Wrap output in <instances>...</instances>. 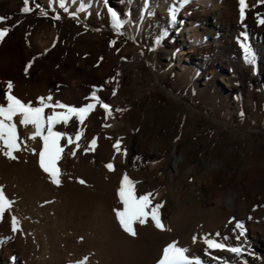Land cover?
Listing matches in <instances>:
<instances>
[{"label":"bare ground","instance_id":"6f19581e","mask_svg":"<svg viewBox=\"0 0 264 264\" xmlns=\"http://www.w3.org/2000/svg\"><path fill=\"white\" fill-rule=\"evenodd\" d=\"M8 1L0 7V16L5 17L0 27L9 28L0 40V100L8 81L14 95L34 106L40 97L51 96L52 102L82 107L94 103L95 92L110 105L111 115L97 103L83 124L73 117L66 126L56 125V131L68 129L65 133L74 141H60L64 147L58 162L60 185L39 167L32 151H39V138L27 140L26 150L14 153L17 159L0 152V187L12 201L0 217V264H78L85 257L86 264H157L163 248L172 242L188 249L193 264L196 259L202 264H264V235L257 223L264 222V208L257 207L258 197L264 199L262 155L253 156L240 169L230 161H215L205 168L190 162L180 170L177 141L161 147L148 129L138 133L136 114L139 100L156 86L179 98L161 82L174 71L219 110L218 117L208 113L214 122L232 129L229 120L235 116L243 132L255 130L243 121L247 108L264 101V24L259 23L264 3L246 0L241 21L239 0H64L67 11L60 0H35L41 11L51 8L59 17L82 20L90 31L81 39L105 48L98 57L93 51L86 54L64 46L56 27L45 25L30 32L31 16L21 11V0ZM29 7L34 9L31 2ZM109 9L125 21L119 31ZM15 26L17 38L6 43ZM105 31L124 34L133 44L117 51L115 43L103 40ZM242 44L250 47L254 64L246 61ZM150 49L154 61L163 65L157 68L148 61L154 82L137 67ZM123 79L137 104L134 114H126L132 103L121 95ZM18 131L25 138L35 129L18 124ZM77 131L82 133L78 149ZM125 137H130L127 145ZM93 138L94 150L85 151ZM117 141L121 150L126 145V155L114 148ZM134 152L139 153L137 160ZM108 163L114 170L105 166ZM160 166L171 171L170 183L164 188L145 184L146 173H158ZM125 173L136 182V195L155 194L153 204H162L159 213L166 230L157 229L150 217L135 225V236L123 230L114 209L122 208L117 189ZM12 217L19 222L16 231ZM205 237L226 242V248L209 249ZM232 247L242 251L233 253L228 250Z\"/></svg>","mask_w":264,"mask_h":264},{"label":"rangeland","instance_id":"374dc122","mask_svg":"<svg viewBox=\"0 0 264 264\" xmlns=\"http://www.w3.org/2000/svg\"><path fill=\"white\" fill-rule=\"evenodd\" d=\"M8 2V0H3L0 7L7 6ZM30 2L34 6V9L28 13L31 16L32 24L29 28L30 32L35 33L45 25L51 28L56 27L64 46L83 51L86 54L89 51H93L95 56H102L105 50L103 46L96 47L95 42L91 43L88 40L81 39V36L90 31L82 20L73 16L59 17L51 8H45L41 11V7H37L38 4L35 0H30ZM20 5H23L22 0L18 6ZM61 10L63 13V9ZM44 13L47 14L45 15ZM18 34V26H15L5 42H13ZM102 36L104 41H115V49L117 51L133 44L124 34L105 31ZM148 61L151 64H156L157 68H162L163 65L159 61H154V52L151 49L148 57H141L140 62L137 64L141 74H149L151 81L154 82ZM161 82L180 99L171 96L168 91L156 86L154 90L150 91L138 102L139 111L136 114L139 128L137 132L142 133L145 129H148V133L158 140L161 147L168 146L171 141L176 140L175 148L182 155V159L178 163L180 170L187 168L190 162L196 163L200 168H205L215 161H230L233 167L240 169L243 165L248 164L253 156L261 154L262 160H264L263 100L259 104L254 105L253 108L246 109L243 123L253 126L255 130L243 132L242 124L235 116L229 120V125L232 129L226 127L222 122H214L209 114L218 117L220 116L219 110L213 106L211 100L205 99L196 88L180 80L174 71H169L164 75L161 78ZM123 84L121 95L124 100L132 103L126 114H134L137 104L133 98V92L128 89L129 83L127 79H123ZM256 92L258 93V91ZM79 127V125L74 126V130H78ZM63 131L66 132L68 129ZM129 139L130 137L124 138L126 145ZM135 144L136 142L134 141ZM124 147L121 153L126 155V148ZM132 157L137 160L139 153L134 152ZM162 159L163 157H159L158 161L160 162ZM158 170V173H146L143 182L150 187L164 188L165 185L170 183L171 171L165 170L163 166H160ZM163 174L166 175L165 181L160 179ZM258 206L264 208V199L260 200L258 197ZM160 216L163 220L164 215L160 214ZM257 223L261 224L264 235V222L260 219ZM255 264L259 263L256 262Z\"/></svg>","mask_w":264,"mask_h":264},{"label":"snow or ice","instance_id":"6c2138e0","mask_svg":"<svg viewBox=\"0 0 264 264\" xmlns=\"http://www.w3.org/2000/svg\"><path fill=\"white\" fill-rule=\"evenodd\" d=\"M264 3V0H260ZM30 0H23V7L21 11L28 13L33 9L29 7ZM239 12L241 21L245 17L246 0H239ZM60 6L67 11L64 0H60ZM39 7V5H37ZM112 15V22L117 31L125 23L124 20L120 19L115 11L109 9ZM45 15L47 13H44ZM172 20L176 19L175 9L171 10ZM59 18V17H55ZM5 17L0 16V21H4ZM259 23L264 24V19H259ZM8 27H0V40H2L8 33ZM241 35H244L243 33ZM113 44L115 41L112 42ZM245 53V59L248 63H255V56L252 53L250 47L247 44H242ZM31 67V62L25 68L27 73L28 68ZM13 83L8 81L6 88L3 93V99L0 100V152L10 159H17L14 154L21 150H26L27 140H39L42 142L39 151L32 149V151L38 155L39 167L48 175L49 179L53 184H61V169L58 166V162L62 158L64 147L61 146L60 141L67 139L68 144L74 143L73 138L65 132L56 131V125L63 123L65 126L69 121L75 117L81 124H83L87 115L93 111L97 103L105 109L108 115H111V107L108 104L102 103L96 96V93H92V100L94 103H88L82 107L71 106L68 104L60 103L59 101L52 102V97H40L38 106H34L33 102H25L18 98L12 93ZM46 109H51L50 112L46 113ZM56 109H63V111H56ZM17 118L18 122H17ZM18 124L27 128L32 126L35 131L32 132L25 138H21L18 131ZM106 127L110 125H105ZM82 133L77 131L75 134L76 148L80 147L78 141L81 139ZM24 144L25 148H21ZM96 145V138H93L89 147L85 151L94 150ZM117 152L121 151L120 141H117L114 145ZM75 150L72 155H75ZM126 154V150H125ZM110 171L114 170L113 163L105 165ZM81 184L85 183L84 180L79 181ZM135 183L125 173L121 180L120 185L117 189V195L119 197L122 208L114 209L116 218L118 219L121 227L127 233L132 236L137 235L135 225L137 223L143 225L148 222L149 217L151 222L157 229L166 230L165 225L162 222L159 209L162 204H153L155 194L148 192L142 195H136ZM12 201L5 195L3 188L0 187V217L3 216L7 209H10ZM18 221L15 217H12V228L13 231L17 230ZM237 228L243 230V225L237 223ZM242 234V231H241ZM218 235V234H217ZM197 237H193L195 242ZM204 242L209 249H225L226 242L217 241L216 239L205 237ZM233 253H240L242 251L239 247H232L228 249ZM193 259L188 255V249L178 246L177 242L167 244L162 250V256L158 260L157 264H193ZM87 258L84 261L78 262V264H86ZM195 264H202L198 259L195 260Z\"/></svg>","mask_w":264,"mask_h":264}]
</instances>
